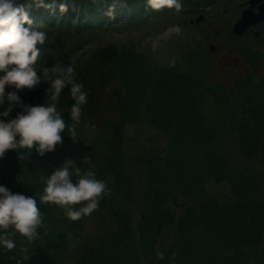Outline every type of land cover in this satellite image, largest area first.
I'll return each instance as SVG.
<instances>
[{
    "label": "trees",
    "instance_id": "16d2710c",
    "mask_svg": "<svg viewBox=\"0 0 264 264\" xmlns=\"http://www.w3.org/2000/svg\"><path fill=\"white\" fill-rule=\"evenodd\" d=\"M109 1L73 0L77 8L61 12L59 5L68 0H55V8L33 6L29 15L45 34L48 28L73 27V34L83 35L121 21L142 22L158 11L149 7L148 0H124L120 8ZM27 2L16 0L17 4ZM72 16L80 19L74 24ZM157 25L148 33L155 32ZM48 46L46 35L35 67L42 69L54 59L48 62L52 56ZM243 53L253 65L262 56L251 48ZM88 59L94 64L93 74L78 65L73 68L76 82L87 93L81 111L94 107L97 86L108 80L119 86H113L107 106L115 118L101 119L98 144L87 146L89 155L76 167L106 183L108 194L99 200V207L108 211L116 229L81 250L71 264H264V76H237L229 85L208 83V62L200 48L184 46L173 64L156 65L145 49H137L133 38L129 43L96 47ZM50 86L44 91L33 89L25 104L50 102ZM73 103L66 87L57 110L77 131L78 122L70 115ZM20 111L14 106L8 119ZM129 125L164 133L162 151L127 154L123 139ZM61 135L62 143L43 156L17 149L0 158V185L13 193L34 195L43 216L35 240L17 234L15 249L0 248V264H62L72 251L70 235L82 237L87 216L72 221L66 209L39 200L45 186L41 177L60 165L58 156L73 139L67 128ZM227 142L234 144L241 158L257 160L258 168L234 166L224 150ZM47 160L52 166L44 164ZM71 179L75 182L77 177ZM210 180L227 181L232 201H208ZM186 198L190 205L183 204ZM171 207L182 210L176 213Z\"/></svg>",
    "mask_w": 264,
    "mask_h": 264
},
{
    "label": "rangeland",
    "instance_id": "374dc122",
    "mask_svg": "<svg viewBox=\"0 0 264 264\" xmlns=\"http://www.w3.org/2000/svg\"><path fill=\"white\" fill-rule=\"evenodd\" d=\"M241 1L193 0L191 4L182 6L183 9L179 14L174 9H171L170 12V9L164 8L150 14V18L142 22L139 19L128 24L121 21L109 28L98 27L85 32L83 35L73 34L71 32L73 27H69L66 31L57 29V27L45 28L47 29L48 41L51 44L47 49L52 54L48 62L53 57L54 59L46 66L44 65L45 67L42 69L35 67L39 63L38 60L34 67L38 71V75H41L45 69H51L55 66L59 69V67L66 68L68 66L74 68L77 65L82 69L90 70L93 74L95 67L88 59V55L93 49L111 42L116 44L129 43V40L133 38L137 49H145L149 59L156 65L173 64L179 59L180 51L184 46L200 48L208 62V73L206 75L208 80L206 82L208 83L229 85L233 78L248 74H253L255 79H258L264 76V44L261 42L264 39V31L258 37L248 38L238 37L237 34L233 33V23L239 16L240 6L238 4ZM67 3L68 10L73 11L77 8L73 0H68ZM109 4H112L114 8H120L125 5V1L110 0ZM104 6L101 5V7ZM190 8L191 11L188 10ZM167 14H170V16ZM199 15H202V18L196 22L195 20ZM72 17H74V20L71 22L74 24L80 19L76 16ZM155 25H157V30L148 33ZM175 26L180 27L181 32L179 34L172 31ZM210 45L215 47L214 52L209 49ZM59 47L63 49H55ZM244 48L262 52V56L256 65H253L244 56ZM228 51H231V53L222 60V55L227 54ZM244 60H247V62ZM227 61H231L229 70L226 66ZM58 75L59 72L57 71L52 79L57 78ZM118 84V82L108 80L102 86H97L93 97L94 107L81 111L77 124V138H73L65 152L58 156L60 165L66 160L72 159L75 161L76 166H79L84 162L85 157L89 155L87 146L98 144L97 138L101 131V119L105 116L115 118L113 111L108 109L107 106L112 101L109 93L112 92L113 86L116 88V86H119ZM49 85H51V80L47 82V79L41 76L38 85L31 89L20 90L18 94L22 101L27 103L29 101L28 95L33 89L44 91ZM14 90V88H6V92ZM47 94L45 93V95ZM166 138L161 131L155 129L146 131L142 128L135 130L132 125H129L123 139V150L131 155H138L143 152L153 153L154 151L160 153L165 145ZM262 148H264V143ZM224 150L234 166L249 165L252 168H258L257 160L251 161L241 158L232 142H227ZM44 164L49 167L52 166L50 160L45 161ZM206 191L208 201H232L233 199L227 181L213 182L210 180L206 183ZM183 204L190 205V199H184ZM171 208L176 213H180L182 210L181 208ZM115 229L116 225L113 223L108 211L98 206L90 215H87L82 237L77 239L75 236L70 235L69 247L72 251L63 259L62 264H71L81 250L102 241Z\"/></svg>",
    "mask_w": 264,
    "mask_h": 264
},
{
    "label": "clouds",
    "instance_id": "9594fccd",
    "mask_svg": "<svg viewBox=\"0 0 264 264\" xmlns=\"http://www.w3.org/2000/svg\"><path fill=\"white\" fill-rule=\"evenodd\" d=\"M148 5L153 10L174 9L177 14L182 10L181 0H148ZM33 6L48 10L56 7L55 0L51 3L28 0L24 4L0 0V158L8 150H35L40 156L52 152L62 143L61 134L66 128L70 137L77 138L74 126L66 124L57 110V102L66 87L74 101L70 107L73 121H79L81 108L87 103V93L82 90L83 85L76 82L72 66L59 69L55 66L38 75L34 65L40 58L39 46L45 43L46 34L30 18L29 10ZM59 9L66 12L67 3H61ZM172 31L179 34L181 29L175 26ZM57 71L58 77L52 79ZM41 76L47 82L51 80L50 102L36 106L25 104L19 91L38 85ZM6 88L15 90L6 92ZM14 106H19L21 111L8 119ZM72 176L77 177L75 182ZM41 183L45 186L40 202L66 209L65 214L72 221L90 215L98 208L99 200L108 194L104 181L90 171H81L72 159L55 168L49 176H42ZM76 205L83 206L76 208ZM42 224L43 216L34 195L13 193L0 185V248L6 252L15 249L13 237L17 234L29 241L35 240ZM158 258L163 259V253H159Z\"/></svg>",
    "mask_w": 264,
    "mask_h": 264
},
{
    "label": "flooded vegetation",
    "instance_id": "af4514ba",
    "mask_svg": "<svg viewBox=\"0 0 264 264\" xmlns=\"http://www.w3.org/2000/svg\"><path fill=\"white\" fill-rule=\"evenodd\" d=\"M240 6V12H239V16H237V18L235 19L234 23L241 18L242 16V11L244 10H250V13L252 15V17L254 18L256 15H263L264 14V0H242L239 4ZM261 11V13H259ZM251 17V18H252ZM264 31V19L256 22L252 25H249L247 27L246 30H244V32L240 35H237L238 37H258L259 35H261ZM218 49V48H217ZM216 49V51H217ZM250 49V48H244V50ZM214 52V51H211ZM231 53V51H228L227 54L222 55L221 59H225L226 57H228V55ZM245 62H247V60H244ZM226 66H228L227 70L230 69L231 67V61H227L226 62Z\"/></svg>",
    "mask_w": 264,
    "mask_h": 264
},
{
    "label": "water",
    "instance_id": "95a60500",
    "mask_svg": "<svg viewBox=\"0 0 264 264\" xmlns=\"http://www.w3.org/2000/svg\"><path fill=\"white\" fill-rule=\"evenodd\" d=\"M249 13H250V10H249V9H248V10H244L243 13H242L241 18L238 19V20L235 22V24H234V26H233V28H232V31H233L234 34L240 35V34H242V33L244 32V30L247 29V27H248L249 25H252V24H254V23H256V22H259V21H261V20L264 19V14L261 15V16H260V15H256V16L253 18L252 15L249 14ZM259 13H261V11H260ZM251 17H252V18H251ZM201 18H202V15H199V16L196 18L195 21L198 22ZM191 21H192V20H191ZM209 49H210L211 51H214V50H215V47H211V45H210V46H209Z\"/></svg>",
    "mask_w": 264,
    "mask_h": 264
}]
</instances>
